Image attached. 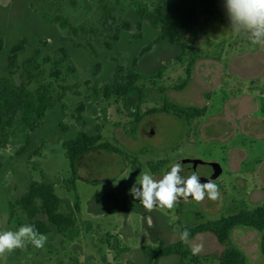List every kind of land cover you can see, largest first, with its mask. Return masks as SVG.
Wrapping results in <instances>:
<instances>
[{"label":"rangeland","instance_id":"374dc122","mask_svg":"<svg viewBox=\"0 0 264 264\" xmlns=\"http://www.w3.org/2000/svg\"><path fill=\"white\" fill-rule=\"evenodd\" d=\"M104 2L114 9L112 28L121 27L123 20L133 24L129 32L121 34L113 51L105 45L112 32L103 25L102 0H0V37L5 40L0 77L22 81L20 68L9 73L8 57L23 37L28 45L20 65L39 50L40 63L48 74L62 57L61 48L70 56L61 65V78L56 82L57 93H64L62 102L48 111L34 131H10L5 147L0 136V231H16L34 221L17 205L32 182L54 185L62 211L74 220L68 233L52 228L45 234L48 240L42 249L29 244L0 257V264H147L143 248L178 242V227H194L264 206V73L256 65L252 74V68L245 65L262 57L258 45L233 32L230 21L205 17L189 55L196 53L199 58L185 89L177 91L175 86L186 78L188 59L179 63L176 58L182 49L163 45L139 63L143 74L167 66L162 78L138 83L145 90L146 103H140L137 93L126 101L105 100L96 92L100 93L113 74V57L130 64L156 31L144 22L143 37L136 39L139 17L135 2ZM59 16L85 32L70 35L56 22ZM98 61L103 69L95 76ZM162 98L182 107L207 106L208 111L205 117L190 122L161 113L144 116L137 137L130 135L133 113L138 108L144 114L162 107ZM82 105L84 111L78 113ZM96 126L102 127V143H110L122 153L97 150L86 154L72 181L63 142L80 131L92 133ZM182 160L197 162L202 176L218 185L217 200L188 199L178 201L173 209L148 212L129 194L143 172L159 178ZM154 167L161 170L154 172ZM39 219L45 221L43 216ZM233 241L250 264H264L256 231L238 228ZM189 243L191 249L202 246L198 254L203 256L219 257L224 250L210 233L198 234ZM157 264H181V260L170 255Z\"/></svg>","mask_w":264,"mask_h":264},{"label":"trees","instance_id":"16d2710c","mask_svg":"<svg viewBox=\"0 0 264 264\" xmlns=\"http://www.w3.org/2000/svg\"><path fill=\"white\" fill-rule=\"evenodd\" d=\"M102 0L104 19L103 25L110 26L112 34L105 42L108 51H113L121 40L123 32H129L133 24L123 20L121 27L112 28L114 9ZM118 1V0H117ZM135 2V12L139 21L135 24L138 33L136 39L143 37V23L148 22L156 31L149 43L141 48L137 56L130 64H122L113 57V74L110 80L97 93L105 100L123 99L126 101L135 93L138 94L141 104L145 101V90L138 86L140 81L156 80L162 78L167 66L163 65L149 74L139 71V63L142 57L154 51L156 47L163 45L179 46L182 52L176 60L181 63L187 60L186 78L175 86L177 91L185 89L193 79V69L197 59L196 53L189 56L198 41L199 28L205 17L230 21L225 8V0H131ZM56 22L70 35L78 36L85 32L82 28L73 26L67 19L57 17ZM189 43V44H188ZM28 45L26 38L19 39L11 48L8 57V71L14 74L20 68L22 81L17 83L12 77H0V136L2 146H6L11 138L10 131H34L46 118L49 110L62 102L63 94L57 93L56 82L61 78V65L69 60L70 56L65 48H61L62 57L54 63L50 72L44 69L40 63L42 53L35 50L23 63L19 64L21 54L25 53ZM5 52V40L0 37V58ZM103 69L102 62L94 65V75L97 76ZM73 70V68H70ZM50 79V80H48ZM63 91L69 88L61 87ZM65 109V106L63 105ZM84 111V106L78 109V113ZM207 106L182 107L172 103L167 98H162V107L152 109L141 114L140 108L134 112V123L129 134L137 137L139 124L144 116L154 114H166L180 120L190 122L206 116ZM81 118V117H80ZM65 131L67 127L62 126ZM102 127L96 126L95 131L88 133L80 131L75 138L63 142L67 159L70 163L72 181L78 174V162L86 154L97 151H110L121 154V150L110 143H102ZM163 168V167H162ZM161 169L154 167L153 171ZM61 199L56 194L55 187L46 182H32L28 191L18 200L17 205L25 210L31 220L30 225L42 234H49L52 228L58 233H68L72 230L74 220L61 209ZM40 216L45 221L39 219ZM190 236L189 242L198 234L210 233L215 236L218 243L224 247L219 257L214 255L193 254L192 249L181 240L170 245H161L158 248H143L148 257L147 264H157L158 260L165 256L177 255L181 264H250L249 257L233 241V232L238 228L256 231L260 235L259 251L264 257V206L253 210L240 211L227 217L208 221L194 227H187Z\"/></svg>","mask_w":264,"mask_h":264},{"label":"clouds","instance_id":"9594fccd","mask_svg":"<svg viewBox=\"0 0 264 264\" xmlns=\"http://www.w3.org/2000/svg\"><path fill=\"white\" fill-rule=\"evenodd\" d=\"M225 8L233 32L245 35L252 45L264 46V0H225ZM182 171V164L176 162L159 178L143 172L129 189V194L139 200L148 212L156 208L173 209L181 198L185 201L191 198L196 202H202L206 197L213 201L219 198V187L212 179L201 183L197 174L184 178L181 176ZM147 223L149 227L152 226L151 217L147 218ZM176 231L179 239L187 244L190 236L188 228L178 227ZM47 240V235L29 224L20 226L16 231H0V257L16 249L26 248L29 244L42 249ZM201 250L202 246L192 249L193 254Z\"/></svg>","mask_w":264,"mask_h":264},{"label":"flooded vegetation","instance_id":"af4514ba","mask_svg":"<svg viewBox=\"0 0 264 264\" xmlns=\"http://www.w3.org/2000/svg\"><path fill=\"white\" fill-rule=\"evenodd\" d=\"M179 162L182 164V168H183V171L181 172V176L182 177L187 178L190 175H192L193 173H195V174H197L200 177V182L201 183H205V182H207L208 179H211L209 177L205 178L204 176H202V173H200L199 169L196 167L197 164H198L197 162L193 161V162H190V163H185L183 160L179 161ZM193 166H195V169H194ZM183 201H185V200H183Z\"/></svg>","mask_w":264,"mask_h":264},{"label":"crops","instance_id":"0c3cea01","mask_svg":"<svg viewBox=\"0 0 264 264\" xmlns=\"http://www.w3.org/2000/svg\"><path fill=\"white\" fill-rule=\"evenodd\" d=\"M258 49H259V52L262 54V57L259 58L258 61L254 62V61H248L245 63V65L247 66H250L252 69H251V73L253 74V70H255V72L257 71L256 69V65L258 66V70H261L263 73H264V46H260L258 45ZM194 71H195V66H194V69H193V75H194Z\"/></svg>","mask_w":264,"mask_h":264},{"label":"water","instance_id":"95a60500","mask_svg":"<svg viewBox=\"0 0 264 264\" xmlns=\"http://www.w3.org/2000/svg\"><path fill=\"white\" fill-rule=\"evenodd\" d=\"M218 176V175H217ZM189 199H191V198H189ZM184 199L183 198H181L179 201H183Z\"/></svg>","mask_w":264,"mask_h":264}]
</instances>
